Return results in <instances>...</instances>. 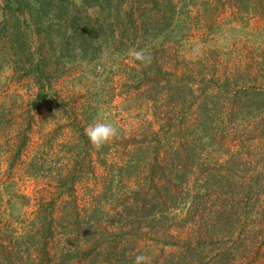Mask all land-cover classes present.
Wrapping results in <instances>:
<instances>
[{"label": "trees", "instance_id": "trees-1", "mask_svg": "<svg viewBox=\"0 0 264 264\" xmlns=\"http://www.w3.org/2000/svg\"><path fill=\"white\" fill-rule=\"evenodd\" d=\"M227 32L264 41V0H0V70L31 89L0 101V186L47 182L0 219V264H264V44L211 47ZM40 123L68 133L27 157Z\"/></svg>", "mask_w": 264, "mask_h": 264}, {"label": "rangeland", "instance_id": "rangeland-1", "mask_svg": "<svg viewBox=\"0 0 264 264\" xmlns=\"http://www.w3.org/2000/svg\"><path fill=\"white\" fill-rule=\"evenodd\" d=\"M228 26H225L227 28ZM252 28L251 30H256L259 29L258 24H252L250 27ZM260 44L263 45L264 41L263 39H260V41H252L247 35L244 34H238L234 35L230 32L224 33L223 35L218 36L216 42L211 45V47H220L224 50H232V49H238L240 48L243 44ZM209 48L205 47L203 45H200L199 43H196L192 48L190 47L188 50L185 52V58L187 60H196L199 57H201L204 53V51ZM86 71V70H85ZM11 76V70L8 68L4 67L2 70H0V81L4 84V89L8 86V92L5 94H0V101L2 102H9L10 99L8 100L5 98L7 95L10 96H22L23 98H27L31 92V89H26L22 88L20 84H16L13 82H10L9 77ZM89 82L91 83L92 80L89 79ZM81 89L83 88L80 87ZM84 90V89H83ZM15 97V98H16ZM121 109V108H120ZM117 113L120 114V118H124V122L128 125L132 126H137L140 124V117L135 116L136 114H132L130 112L126 111H119ZM113 114H116V112H113ZM24 118L25 117H20L18 121L16 120L15 125L18 127V125L22 126L24 124ZM113 119V118H112ZM104 122H111V123H116V120H105ZM56 127V126H55ZM36 129V134L32 136L31 138V146L30 149H27V157L29 156H36L39 155L41 156L40 153H43L45 149L43 146L51 142V140L55 139L54 143H58L59 140H62L64 138V134L68 133L67 129L63 130V133L61 130H58L55 132L54 126H46L42 125H37ZM49 132L48 134H46ZM4 132H2V135H0V172L2 171L5 174V170L7 169V164L4 160V157H2L3 154V144H6V135L8 132L3 135ZM16 141V134L13 133V139L11 142V145H15ZM8 142V140H7ZM17 177H19L17 174H14ZM15 177V176H12ZM4 181H7V178L4 179ZM46 183L43 179H36V181H29L28 178H13L11 183H7L5 185L0 186V219H3L5 221H10L15 223L18 219L21 217L29 214L35 207L36 202L38 201V198L41 196H38V189L43 188L44 184L46 186ZM14 187H13V186ZM8 186V189L6 188ZM17 191H19L21 194L26 195L27 198H22L20 196H15L14 198L12 197L13 194L17 195L19 194ZM12 197V200H11ZM41 199V198H40Z\"/></svg>", "mask_w": 264, "mask_h": 264}, {"label": "clouds", "instance_id": "clouds-1", "mask_svg": "<svg viewBox=\"0 0 264 264\" xmlns=\"http://www.w3.org/2000/svg\"><path fill=\"white\" fill-rule=\"evenodd\" d=\"M132 55L136 61L151 62V56L146 54L143 50L134 51ZM85 131L89 142L97 149L102 148L118 138L120 134V129L116 125L104 121H93ZM147 261L148 257L141 254L136 256L134 264H147Z\"/></svg>", "mask_w": 264, "mask_h": 264}]
</instances>
